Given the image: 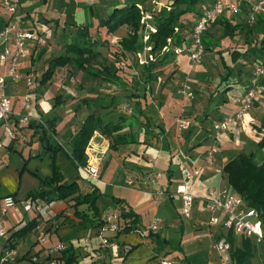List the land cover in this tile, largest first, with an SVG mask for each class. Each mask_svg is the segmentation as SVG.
<instances>
[{"label": "crops", "instance_id": "1", "mask_svg": "<svg viewBox=\"0 0 264 264\" xmlns=\"http://www.w3.org/2000/svg\"><path fill=\"white\" fill-rule=\"evenodd\" d=\"M172 2L173 0L20 1L17 17L26 29L44 37L46 45L39 47L33 41H28L26 55L19 61V69L23 74L35 72L38 75L30 90L25 88L23 81L16 85L8 83L0 90L11 101L12 118L8 126L16 132V137L10 138L0 122V196H11L16 203L3 218L6 236L0 238V250L10 247L17 251V259L10 264H34L31 257L48 259V250L56 244H63L70 249L76 257L73 264H159L162 260L171 261L172 264H233L228 252L220 253L213 247L216 235L227 236L228 233L220 227L209 228L206 225L208 214L204 210L203 197L208 188L223 184L225 177L221 171L227 162L240 153L249 154L254 151V154H262L260 161L253 159L258 165L264 158V148L257 150L254 146L249 152L240 146L233 148L230 145L228 149L220 146L214 166L217 171L204 164V155L213 144L214 138H208L212 123L235 112L236 100L245 92L254 66L264 64V49L258 53L251 51L254 45L258 47L263 34L259 26L253 27L248 23L250 11L246 7L235 15L223 12L220 16L223 20L253 30L246 34L244 29L232 39L220 38L222 26L217 25L216 28L220 29V41L215 40L210 33L214 45L208 49V57L201 65L194 68L189 66L188 59L183 54L171 56L153 71L157 73L156 80L159 82L155 80L146 83V73L132 64L133 56L127 53L123 55L116 47L117 41L127 35V27L123 26L109 34L105 28L97 26L114 9L128 4L137 5L143 14L151 18L152 12L162 8L168 10ZM213 2L214 0H200L196 10L202 14ZM148 6L149 9H146ZM6 17L7 13L0 3V32ZM198 17L193 13L182 19L194 24ZM149 20L147 19V23ZM76 28H87L93 40L104 43L105 47L98 46L95 50L108 63L116 64L118 75L124 80L126 87L95 80V84L88 82L83 89L78 87L77 91L62 87L57 92L58 88L53 81L58 71L64 68L57 69L45 86L39 83L46 65L53 57L62 53L65 44L81 42L76 37ZM228 47L238 48L228 50ZM214 48L216 49L213 51ZM233 51L240 54L235 62L242 60L237 80L230 79V75L233 76L232 65L228 68L225 58V54L231 57ZM118 58L123 60L120 67L116 63ZM224 70L227 72L226 76H222ZM4 71V65L0 62V76ZM138 73L143 77H135ZM180 75H187L196 91V100L192 103L182 104L175 93ZM139 80L142 84H139ZM102 85L105 86L104 89ZM135 92L140 97L128 98ZM27 93L32 100L29 121L18 125L15 122L22 114L21 103ZM56 97L60 98L59 104ZM111 97L118 98L121 103L111 105ZM150 97L157 100L153 103ZM82 100H86L90 106H101V116L106 123L124 118L121 133L133 134L134 141L111 149L110 139L94 132L85 155L87 160L90 159L97 166V178H91L83 169H75L69 160L68 164L65 162L63 170L60 162L66 160L59 161L61 152L56 154L55 162L65 180L77 183L81 195L88 193L92 185L103 194L96 201L99 218L104 220L103 229L108 227L107 217L116 213L118 231H121L129 221L119 218L120 212L131 209L139 217L136 231L117 234L103 230L96 227L99 219L93 226H84V222L74 215L73 201L51 202L42 217L23 209L25 203H30L26 198L27 194L38 189L39 181L51 173V155L43 150L41 130L35 127L36 124L41 118L54 120L55 134L46 131V140L52 147L61 146L70 153V139L90 113L86 105L81 104ZM137 103L141 113L134 115L132 110ZM257 104L264 106L262 93L257 94L242 126L251 120L252 109L259 108ZM122 105L130 109L123 110ZM77 107L79 109L75 111ZM182 119L190 125L184 131H180L176 124V121ZM262 122L264 119L249 126L254 129ZM240 126L241 124L231 121L227 131L221 133L228 134L231 139L240 135ZM254 134L256 137L255 130ZM217 136L218 133L213 137ZM251 138L249 142L252 146ZM208 139L210 143L206 145ZM191 168L198 169L200 175L186 186L187 191L195 197V203L190 218L184 220L180 215L182 203L176 195V188L184 183L183 170ZM151 173H160L161 178L156 181L148 180V176L152 177ZM158 192L162 194L158 196ZM113 197L124 200L125 204L113 203ZM38 202L41 206L46 205ZM78 211L91 220L92 213L87 210L86 205L79 206ZM154 217L160 219L159 230L152 235L141 236L139 231L146 229ZM32 220L36 221V227L30 233L20 238L12 237ZM39 229L46 233L47 239L43 243L36 240ZM99 236L109 237L114 243L113 248L109 251L102 249ZM233 236L234 247L240 248L242 236ZM252 245L250 264H264V247L261 245V248H257L253 240ZM130 248L133 249L128 252ZM56 257L60 258L61 254ZM58 264L63 263L59 260Z\"/></svg>", "mask_w": 264, "mask_h": 264}, {"label": "trees", "instance_id": "2", "mask_svg": "<svg viewBox=\"0 0 264 264\" xmlns=\"http://www.w3.org/2000/svg\"><path fill=\"white\" fill-rule=\"evenodd\" d=\"M199 1L200 0H173L168 10L162 8L159 11L152 12L149 23H147V20L144 22L141 21L143 17L142 11L137 5L133 3L128 4L124 7L114 9L106 19L99 21L97 27L105 28L109 34L114 33L123 26L127 27V35L117 41L116 47L123 55L127 53L133 56V66L139 67L143 73H146L145 82L149 83L157 79V73L153 71L159 68L168 59V54H173L172 51L162 52V49L167 45V39H170V49L177 46L185 47L189 43L191 29L196 22L191 24L190 21L182 18L187 14L194 13L199 15V19L203 15V13L201 14L196 10V5ZM148 25L154 28L155 31H150ZM217 25L222 26V35L220 38L232 39L237 34L243 32L244 29L247 32L246 34L253 30V28H247V26L241 27L239 25H233L229 21L223 20L220 16L212 28ZM252 26H259L263 34V38L258 47L254 45L251 48V51L258 53L264 49V18L258 15ZM175 28L177 31H175ZM75 34L77 39H80L81 42L65 44L62 53L59 56L53 57L48 62L44 72L41 74L39 83L45 86L53 78L57 69L70 67L71 70L78 71L86 77L101 83L122 88L126 87V83L118 75L116 64L108 63L107 60L95 50L98 46L105 47L104 43L93 40L87 28H76ZM145 36L148 37L146 42H144ZM203 43L205 51L214 45L210 30L203 36ZM147 46L151 48L150 53L154 55L155 59L152 62H147V64L138 66L136 55L143 52L144 48ZM218 52L220 53V51ZM239 56L240 54L238 52L233 51L231 53L232 62H235ZM220 58L222 59V56H220ZM122 62L123 60L121 61L120 58L116 60L119 67L122 66ZM221 81H225V79H221ZM136 82L137 81H135V83ZM134 96L140 97V95L135 92L134 94H130L128 98ZM55 100L57 104H59L60 98L56 97ZM119 103H121V100L116 97H111V105H117ZM81 104L86 105L90 113L84 119L79 129L72 135L70 139V153H67L61 146L52 147L46 140L47 132L55 134L54 120L41 118L40 122L36 124L35 127L41 130L40 142L43 150L49 152L51 155V173L48 177L41 179L38 189L29 192L26 198L30 203L41 201L45 204H50L54 201H73L72 207L74 209V215L84 222V226H93L99 219L96 227L102 228L104 220L99 218L96 201L99 197L103 196V194L92 185L88 193L81 195L75 181L68 182L64 179L55 162V156L58 152H63L75 169H83L87 163L85 150L94 132H98L100 135L110 139L111 149H116L118 146L134 141V137L131 133H121L125 122L124 118L120 117L116 122L106 123L101 116V111L103 109L101 106H90L87 104L86 100H82ZM138 104L139 103H137L132 110L134 115L141 113ZM78 109L77 107L75 111ZM254 130L257 137L255 149H263L264 122L259 126H255ZM253 155L254 151L249 154L240 153L236 155L224 165L222 174L227 181V185L242 198L245 207L257 211L264 230V158L262 162L257 165L253 162ZM111 201L118 205L125 204V201L119 198L113 197ZM82 205H86L87 210L92 213L91 220L78 211V207ZM119 218L128 220L129 222L124 225L121 231H117V234L128 233L138 229L139 217L131 209H129L128 212L121 210ZM35 227L36 221L32 220L16 231L12 237H23L30 233ZM152 234L154 233H149L148 235ZM220 237L221 235H216L214 242H217ZM226 238L229 243L228 253L232 263L250 264V259L253 255L252 240L242 236L241 247L235 248L234 236L228 233ZM132 249L133 248H130L128 252ZM60 254V258H54L57 264L59 260L62 261L63 264H73L75 262L76 257L72 255L70 249L65 248Z\"/></svg>", "mask_w": 264, "mask_h": 264}, {"label": "built area", "instance_id": "3", "mask_svg": "<svg viewBox=\"0 0 264 264\" xmlns=\"http://www.w3.org/2000/svg\"><path fill=\"white\" fill-rule=\"evenodd\" d=\"M21 0H0L2 7L7 13L4 21V27L0 32V62L4 65V74L0 76V90L10 83L16 85L23 81L27 90H30L35 82L36 75L33 72L23 74L19 69V61L26 55V44L28 41H33L36 46L46 45L44 37L38 35L34 31L25 28L23 22L17 17ZM250 11L248 23L251 25L255 22L258 15L264 18V0H214L212 6L203 13L196 21L189 35V43L185 47L177 46L169 48L170 39H167V45L162 49V52L172 51L174 55H185L189 64L199 65L203 61L205 54L203 36L212 28L219 16L223 12L232 15L238 14L243 8ZM142 11V9L139 7ZM142 22L150 19L149 16L142 13ZM154 32V28L148 27ZM175 31L177 29L175 28ZM148 37H144V42ZM150 47L144 48L143 52L136 55L140 65L154 61L155 57L150 53ZM146 53V55H144ZM143 54V56H142ZM264 64L258 63L254 66L249 78L248 86L245 92L236 100L237 107L232 116L222 117L216 120L211 125V134L209 137L215 136L217 133L227 131L231 121H240L251 109L257 94L264 92ZM182 93L190 96V87L186 83L181 84ZM22 114L17 117L15 124L23 125L29 121V113L32 110V100L27 93L21 103ZM12 118L11 101L0 92V122L4 125V130L12 139L16 137V132L8 123ZM181 129H187L189 122L185 120L179 121ZM2 144L0 142V148ZM219 153L218 144L213 139V144L208 148L204 155V164L209 168H214L216 156ZM84 172L91 178H97L98 168L90 159L87 160ZM215 171L216 168H214ZM222 172V171H221ZM184 183L177 186L176 195L180 198L182 207L181 212L185 218H190L192 207L195 203V197L187 191L186 186L193 182L200 175V171L196 168L184 169ZM148 180H159L160 173H151ZM158 192L157 195H161ZM40 202L25 203L23 209L25 212H35L40 217L44 216L49 204L41 206ZM15 200L11 196H0V238L6 236L3 218L6 213L15 206ZM204 210L208 214L206 225L210 227H220L227 233L236 236H244L253 240L254 244L264 247V230L261 218L255 209L247 208L244 205L242 198L235 193L228 185H217L210 187L205 191L203 197ZM118 215L116 213L107 217L106 222L108 227L103 230L117 232L119 225L117 224ZM160 219L152 218L148 227L140 230L141 236H146L149 233H155L159 230ZM100 246L105 251L113 248L114 243L107 236H99ZM46 233L42 230H37L36 240L38 243L46 241ZM214 249L220 253L229 251V243L226 236H221L214 243ZM65 249L63 244H56L48 250V259L41 260L36 257H31L30 260L34 264H57L54 259ZM17 251L13 248L6 247L0 250V264L14 263L17 259ZM159 264H172L171 261L162 260Z\"/></svg>", "mask_w": 264, "mask_h": 264}, {"label": "rangeland", "instance_id": "4", "mask_svg": "<svg viewBox=\"0 0 264 264\" xmlns=\"http://www.w3.org/2000/svg\"><path fill=\"white\" fill-rule=\"evenodd\" d=\"M156 1H159V0H156ZM160 1H163V0H160ZM146 9H149V6L146 7ZM219 31H220V29L216 28V27L210 29V33H212V35L214 36L215 40H217V41H220L219 38H218V36L220 35ZM44 46H39V47H44ZM218 48H221V47H218ZM235 48H238V47H228V50L235 49ZM215 49L216 48H214L213 51ZM221 51H225V50H221ZM207 52H208V50L205 51V54H204V57H203V61L208 57L207 56ZM144 55H146V53ZM142 56H143V54H142ZM171 56H175V55L174 54H168V59H170ZM225 56H226L225 58L227 60L228 68H229L230 64L232 65L233 76L230 75V79L233 78V80H235V79L237 80L238 77H239V74H238L239 70L238 69H240L239 66L242 63V60L240 59L239 61L235 62L236 63L235 64V63L231 62L230 55L225 54ZM247 62H248V60H247ZM250 62L251 61L249 59V63ZM137 64H138V66H141L139 64L138 60H137ZM201 64H199V65H201ZM199 65H196V66H199ZM189 66H191L193 68L196 67L195 65H191V64H189ZM226 73H227L226 70H224L222 72V76H226ZM34 74H35V72H34ZM35 75H36V77H38L37 74H35ZM135 77L142 78L143 75L138 73V74L135 75ZM139 81H140L139 84H142L141 80H139ZM88 82H92V84H95L94 82H97V81L86 77L85 75H83L82 73H80L78 71L71 70L70 67H65L64 70H59L58 74L55 75V79L53 81V84H54V86L56 88H58L57 92H60L62 87L75 89L76 91L78 90V87H81V89H83L84 86L88 84ZM156 82H159V81L156 80ZM183 83H186L187 85H189L190 92H191L190 96H187V94H183L182 93V89L183 88L181 87V84H183ZM104 87L102 85L103 89H104ZM175 93L177 94L178 98L181 99L180 101H181L182 104L192 103L193 101L196 100V97H195L196 91L194 90V87H193V85H192V83L190 81V78H188L187 75H180L179 76V80L176 83ZM54 94H55V91H54ZM70 94H71V91H70ZM262 94L264 95V92H262ZM150 99L152 100L153 103H154V101L157 100V99L151 98V97H150ZM122 106H123L122 107L123 110L127 111V110L130 109V108H127V106H124V105H122ZM257 106H259V108L255 107V108L252 109L253 113H252L251 116L253 118L251 117V120L248 123H245V125L242 126L243 125L242 122H243L245 116L242 118V120L236 122L238 124H241V126H240L241 127L240 128V135L238 134V135H236V136H234L233 138L230 139L228 134L220 132V133H218L217 138L216 137H212V138H214V141L216 142V144H218L219 148H220V146H221V148L226 146V149H228V147H230V145H232L233 148H234V146H240V147H243L244 149H246L249 152L252 150V147L254 148V146H255V144L257 142V138L255 137L254 129H252L249 125L258 124L260 120L264 119V106L259 105V104H257ZM232 115H233V113L230 114V115H227V116H232ZM182 120H185V119H182ZM176 124L178 125V128H179L180 131L187 130V129H181L180 126H179V122L178 121H176ZM189 127H190V125L188 126V128ZM251 136H252V138H251ZM208 138H210V137H208ZM250 138L253 139L252 146H251V144L249 142ZM159 140L162 141L161 138H159ZM208 141H209V139H208ZM209 143H210V141L209 142H205L206 145H209ZM261 158H262V154L260 152H257V153H255L253 155V159L256 162L260 161ZM62 160H66V161L60 162L61 165H62V169L64 170V164H65V162H66V164H68V161H67L68 159H67L66 155L63 152H61V154L59 156V161H62ZM222 185H227L226 179L223 180V184ZM180 215H181V217L184 220H186V218L183 216L181 210H180ZM190 224L192 225L191 220H190ZM122 238H124V236ZM237 244H239V241H237ZM255 246L257 248L258 247L259 248L262 247L261 245H255Z\"/></svg>", "mask_w": 264, "mask_h": 264}]
</instances>
